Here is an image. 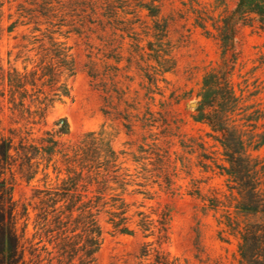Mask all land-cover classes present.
Here are the masks:
<instances>
[{
  "label": "trees",
  "instance_id": "trees-1",
  "mask_svg": "<svg viewBox=\"0 0 264 264\" xmlns=\"http://www.w3.org/2000/svg\"><path fill=\"white\" fill-rule=\"evenodd\" d=\"M15 1L7 0L9 10ZM2 8L0 1V42L4 32ZM162 8V0H20L9 15L6 32L16 34L12 37L15 43L7 52L8 68H4L0 58V98L6 103L11 120L7 135L0 134V264H97L96 254L104 234L102 217L118 234L132 236L139 231L143 239L153 238L142 244L140 258L171 264L169 254L162 248L169 240L170 209L163 207L159 211L157 207L147 214L138 205L132 212L134 204L124 198L127 189L146 185L130 180L111 139L99 130L84 133L75 141H60L57 136L68 131L65 118L55 120L52 129L43 130L54 106L70 96L68 80L74 77L76 67L67 40L73 37L84 47L90 86L104 94L110 120L123 115L126 127L132 128V120H139L140 95L134 90L133 99H129L131 85L121 84L120 98L113 96L120 84L115 81L118 69L113 66L117 60L113 52L126 54L128 63L146 62L150 52L156 53L158 56H151L150 60L161 62L160 52L154 47L159 33L165 38L168 35ZM236 14L243 22L256 20L264 29V0H238ZM206 24L199 23L198 27L209 34ZM21 28L23 31L17 33ZM211 28L221 34L215 25ZM138 32L142 39L134 46L135 51L130 46L124 49V43L112 47L119 34L131 37ZM227 47L222 45L223 55ZM17 63L20 68L15 66ZM103 67L107 84L103 83ZM231 78L229 73L213 68L201 82L198 109L216 133L225 129L217 127L214 119L228 125L233 114L246 113L254 106L246 105V100L237 96ZM156 85L157 81L150 83V87ZM149 104L146 103L147 111ZM243 138L240 135L237 139L242 149ZM253 138L255 150L264 146V130ZM224 139L225 133L219 140L224 156L230 158L225 160L230 168L222 166V171L239 196L234 199V208L245 214L264 213L260 189L252 190L258 196L248 200L242 197V178L232 170L234 157L240 155L230 150ZM17 179L42 185L33 186L28 202H19L13 198ZM134 193L152 199L147 191ZM31 214L32 233L28 237ZM227 219L230 221V214ZM232 230L239 237V262L249 263V246L253 243L258 248L257 263L264 264V224L236 225Z\"/></svg>",
  "mask_w": 264,
  "mask_h": 264
},
{
  "label": "rangeland",
  "instance_id": "rangeland-1",
  "mask_svg": "<svg viewBox=\"0 0 264 264\" xmlns=\"http://www.w3.org/2000/svg\"><path fill=\"white\" fill-rule=\"evenodd\" d=\"M0 1L4 29L0 58L4 68H8L7 52L14 45L12 37L16 34L6 32L8 17L20 0L12 3L11 10L7 0ZM237 3L238 0H162L168 35L165 38L159 33L160 39L154 47L160 52L161 62L150 60L151 56L158 55L151 53L148 46L145 51L151 56L145 57L146 62L128 63L126 54L113 52L117 59L113 66L118 69L115 81L120 83L113 96L120 98L121 84L131 85L129 99H133L134 90L140 95L139 120H132L131 129L126 127L123 115L116 117V121L110 120L104 94L90 86L84 66V47L75 37L69 38L67 43L72 47L76 67L74 77L68 80L70 96L54 106L43 129L50 130L55 120L65 118L68 131L57 136L60 141H75L84 133L99 130L111 139L130 180L146 185L142 189L137 186L127 189L124 198L134 204L132 212L138 205L147 214L157 207L159 211L163 207L170 209L169 240L162 248L169 254L171 264H241L239 237L233 227L264 224V213L245 214L234 208V199L239 196L232 190L231 179L222 171V166L230 168L225 162L230 158L224 156L225 149L219 140L225 133L223 143L240 155V158L234 157L232 170L242 178V197L248 200L251 196H264V146L257 150L253 146V137L264 130V118H261V112L264 114V29L254 19L243 22L236 14ZM199 23H207L209 34L198 27ZM211 25L221 29V34ZM22 31L21 28L17 33ZM140 38V32L131 37L119 34L112 47L124 43V49L130 46L135 51ZM223 44L228 45L224 55ZM15 66L21 67L19 63ZM213 68L229 73L237 96H242L246 105H254L246 113L233 114L228 125L212 117L217 127L226 131L220 133L212 131L206 116L198 109L203 76ZM165 69L170 70L162 73ZM101 70L103 83L107 84L106 69ZM153 81L157 85L150 87ZM149 97L153 99L151 102L147 100ZM146 103H150L149 111ZM10 125L7 105L0 98V134L6 136ZM240 135H244L243 149L237 143ZM35 185L42 183L26 184L17 179L14 200L28 202ZM254 187L260 189L258 195L252 193ZM141 190L147 191L152 199L134 193ZM151 217L156 218L154 214ZM31 223L32 214L28 237L32 233ZM101 226L104 234L96 254L97 264H159L155 258H140L142 244L152 242L153 238L143 239L139 231L132 236L118 234L103 217ZM250 245L248 264H258L255 255L258 248L253 243Z\"/></svg>",
  "mask_w": 264,
  "mask_h": 264
}]
</instances>
